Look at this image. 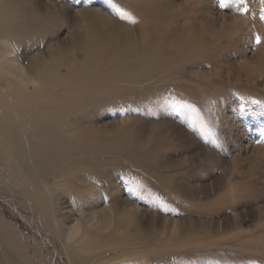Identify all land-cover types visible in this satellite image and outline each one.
Instances as JSON below:
<instances>
[{
  "label": "rangeland",
  "instance_id": "obj_1",
  "mask_svg": "<svg viewBox=\"0 0 264 264\" xmlns=\"http://www.w3.org/2000/svg\"><path fill=\"white\" fill-rule=\"evenodd\" d=\"M244 4L0 0V114L68 144L9 122L0 264H264V3Z\"/></svg>",
  "mask_w": 264,
  "mask_h": 264
},
{
  "label": "bare ground",
  "instance_id": "obj_2",
  "mask_svg": "<svg viewBox=\"0 0 264 264\" xmlns=\"http://www.w3.org/2000/svg\"><path fill=\"white\" fill-rule=\"evenodd\" d=\"M4 18H6V17H4L0 12V25L2 24V22H4ZM0 100L6 101V99H4V97L0 98ZM4 108L6 109V111H8V109H10L9 105L4 106ZM4 108H3V110H5ZM6 111H2V112H6ZM19 112L20 113L16 119H14V118L8 119L9 114L7 112H6L7 115L5 113L4 114L1 113L2 114V116H1V114H0V140H1L0 144H2V146H4L9 151V153L11 152L10 149H13L14 153L12 152V155L16 156L15 152H17V151H14V150L16 148L18 149L19 145H17L16 140H15L16 138L13 136V134H16L15 135L16 137L18 135L16 132L13 131L12 126L10 127L9 122L11 121L13 123L16 122L17 124L21 125L20 128L22 130H24V133H26V135H28V137H31V139H33V138H39L40 139V141H38V147H37L38 150H41L43 153L48 152V154H49L50 150L54 151L53 148H56L55 144H57L55 141H57V140L60 141V139H59L60 137L54 135L56 137L55 139H57V140H55V141L53 140V142H52L51 140H49L51 135L49 136L48 133H44L46 131L40 130V127L41 128L45 127L47 130L49 129V131H50L51 127L54 126V124H52L51 120H49V121L45 120L44 116H41L44 113L39 115V114H36L35 112H32V111L28 113L27 110H23V111H19ZM56 126H57V124H56ZM10 130H11V132L13 131L14 133L12 134L10 132ZM59 141H57V142L60 143ZM64 142H66L65 144L68 145L67 141H64ZM62 144H64V143H62ZM62 144L60 143V145H62ZM60 147L61 146H59L58 148H60ZM62 149H64V147ZM13 156H12V158H13Z\"/></svg>",
  "mask_w": 264,
  "mask_h": 264
},
{
  "label": "snow or ice",
  "instance_id": "obj_3",
  "mask_svg": "<svg viewBox=\"0 0 264 264\" xmlns=\"http://www.w3.org/2000/svg\"><path fill=\"white\" fill-rule=\"evenodd\" d=\"M111 2H112V0H108V3H111ZM261 2L264 3V0H261ZM239 4H240V5H243V11H244V13H247L249 9H248L247 6L244 4V0H239ZM238 10H239V9H238ZM118 11H119V10H118ZM121 15H122V16H125V15H127V14L121 12ZM261 18L264 19V15H262ZM133 22H135V21H133ZM255 42H256L257 44H259V43L261 42V41H260V38H259L258 36L255 38Z\"/></svg>",
  "mask_w": 264,
  "mask_h": 264
}]
</instances>
